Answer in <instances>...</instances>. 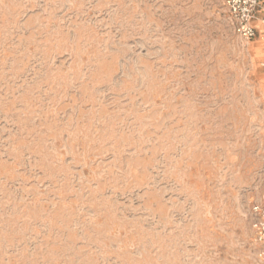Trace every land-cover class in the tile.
<instances>
[{
  "label": "rangeland",
  "instance_id": "1",
  "mask_svg": "<svg viewBox=\"0 0 264 264\" xmlns=\"http://www.w3.org/2000/svg\"><path fill=\"white\" fill-rule=\"evenodd\" d=\"M263 60L224 0H0V264H264Z\"/></svg>",
  "mask_w": 264,
  "mask_h": 264
},
{
  "label": "built area",
  "instance_id": "2",
  "mask_svg": "<svg viewBox=\"0 0 264 264\" xmlns=\"http://www.w3.org/2000/svg\"><path fill=\"white\" fill-rule=\"evenodd\" d=\"M224 6L237 36L246 41L264 36V0H224ZM260 68L264 72V60ZM250 219L256 254L264 261V200L252 204Z\"/></svg>",
  "mask_w": 264,
  "mask_h": 264
}]
</instances>
